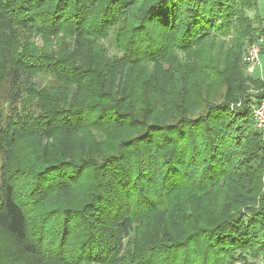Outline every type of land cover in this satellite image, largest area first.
<instances>
[{
    "label": "trees",
    "instance_id": "trees-1",
    "mask_svg": "<svg viewBox=\"0 0 264 264\" xmlns=\"http://www.w3.org/2000/svg\"><path fill=\"white\" fill-rule=\"evenodd\" d=\"M256 9L0 0V264L264 262Z\"/></svg>",
    "mask_w": 264,
    "mask_h": 264
},
{
    "label": "built area",
    "instance_id": "built-area-1",
    "mask_svg": "<svg viewBox=\"0 0 264 264\" xmlns=\"http://www.w3.org/2000/svg\"><path fill=\"white\" fill-rule=\"evenodd\" d=\"M264 52V40L258 38L253 44L248 46L243 57L245 71L252 73L255 66L259 64V54ZM253 118L256 127L260 130L264 128V101L260 102L253 108Z\"/></svg>",
    "mask_w": 264,
    "mask_h": 264
},
{
    "label": "rangeland",
    "instance_id": "rangeland-1",
    "mask_svg": "<svg viewBox=\"0 0 264 264\" xmlns=\"http://www.w3.org/2000/svg\"><path fill=\"white\" fill-rule=\"evenodd\" d=\"M249 16L253 19H264V0H257V9L249 13ZM36 43L41 44L40 40H36ZM245 55V54H244ZM243 55V57H244ZM259 64L256 65L252 73L245 71L247 76H257L264 84V52L259 54ZM243 60V59H242ZM251 91L256 92L252 87ZM255 264H264V262H256Z\"/></svg>",
    "mask_w": 264,
    "mask_h": 264
}]
</instances>
